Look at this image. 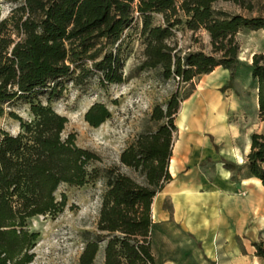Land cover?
<instances>
[{
  "label": "trees",
  "instance_id": "obj_1",
  "mask_svg": "<svg viewBox=\"0 0 264 264\" xmlns=\"http://www.w3.org/2000/svg\"><path fill=\"white\" fill-rule=\"evenodd\" d=\"M217 0H22L10 18L0 20V113L5 105L23 102L32 116L13 133L0 131V264H29L30 250L38 237L28 220L56 214L67 205L58 200L59 186H83L95 178L92 161L100 157L79 146L76 136H64L68 119L52 106L62 97L66 82H78L96 73L102 84L123 81L124 58L120 41L137 18L142 20L145 45L143 67L163 69L165 78L188 83L221 66L231 72L240 63L238 34L246 29H264V17H246L217 10ZM238 1V0H233ZM163 17L154 22V14ZM205 29L211 51L184 55L170 40L176 26ZM256 82L258 116L264 123V53L252 59ZM181 98L174 93L166 108L155 107L152 117L161 122L140 134L120 156L123 165L137 171L144 181L114 165L104 172L105 190L99 212L98 230L106 233L103 264H159L154 249L152 205L156 195L173 177L175 124ZM110 112L94 103L86 121L100 126ZM245 167L248 177L264 187V128L252 133ZM88 239L78 264H95L100 240ZM100 238V237H99ZM264 260V244L255 243Z\"/></svg>",
  "mask_w": 264,
  "mask_h": 264
},
{
  "label": "rangeland",
  "instance_id": "obj_2",
  "mask_svg": "<svg viewBox=\"0 0 264 264\" xmlns=\"http://www.w3.org/2000/svg\"><path fill=\"white\" fill-rule=\"evenodd\" d=\"M21 2L0 0V20L10 18L13 9ZM214 7L229 14L264 17V0H217ZM154 22L162 24V15L154 14ZM141 28L142 20L137 18L121 38L122 82L102 84L96 73L85 74L78 82H66L62 97L52 102L53 108L68 119L64 136L73 133L79 146L95 152L100 159L90 163L89 169L96 171V176L85 185L63 183L59 186L57 199L61 200L63 194L67 196V205L62 211L28 220L30 230L38 233L30 250L34 258L29 264H78L87 240L97 239V236L100 237V250L95 264H103L106 233L99 232L98 220L105 190L104 172L117 165L122 172L144 181L137 171L122 164L121 153L140 134L158 127L161 122L153 119V110L157 106L166 108L176 92L181 98L179 112L184 105H192L203 96V124L205 122L206 127L200 136L202 145L204 139L205 145L214 153L204 155L202 152L194 162L178 158V171L172 175L173 179L191 170L213 182L222 164L230 170L232 183L237 187L236 200L247 198L250 190L260 192L257 185L245 186L242 180L248 177L245 163L251 135L264 128L258 116L257 88L252 77L253 55L264 53V29H246L238 34L240 63L232 82L230 70L219 66L212 74H201L191 82L180 83L178 78H165L161 67H143L145 45ZM170 42L176 44L182 55L211 51L208 32L205 29L192 31L184 24L175 27ZM97 102L108 108L110 116L94 127L86 121L85 113ZM11 111L26 120L32 118L29 106L23 102L5 105L0 113V131L17 133L20 130L19 122L10 115ZM178 140L193 147V141L180 138L177 126L173 149ZM220 149L226 156L220 154ZM167 184L161 191L167 188ZM156 202L160 210L170 213L169 219L160 221L154 232V249L159 264H264L254 245L264 244V223L248 221L239 225L223 210L214 220L203 225L207 237L201 241L184 223L174 219L170 195L158 197ZM213 234L215 240L207 247L205 242L211 240Z\"/></svg>",
  "mask_w": 264,
  "mask_h": 264
},
{
  "label": "crops",
  "instance_id": "obj_3",
  "mask_svg": "<svg viewBox=\"0 0 264 264\" xmlns=\"http://www.w3.org/2000/svg\"><path fill=\"white\" fill-rule=\"evenodd\" d=\"M215 71H212V73ZM182 115H184L183 118ZM177 126L180 131V138L187 137V140L193 141V147L182 143L181 140L177 141L173 149L174 155L170 161V172L173 176L178 171V163L177 169L174 170L172 168L174 157H177V162L178 158L194 162L200 157L202 152L204 155L214 153L207 144L205 145L204 139L202 145L200 136L206 127L205 122L203 124V96L192 105H184L182 107L179 112ZM178 142H181V145L178 154H176L175 149ZM220 154L226 156L222 153V149H220ZM223 171H228V175H224ZM254 179L257 178L247 177L242 180V184L245 186L253 185L252 180ZM254 185L256 186V184ZM236 190L237 187L231 180L230 170L222 166V164L219 165L217 178L213 182L208 181L206 177L198 174L197 171L188 170L184 176L172 179L167 184V188L156 195L152 205L153 219L157 224L160 221L169 219L170 213L160 210L156 202L158 197L162 198L166 194L170 195L173 203L174 219L184 223L190 233L201 241L207 237L203 230V225H207L211 219L214 220L217 214L223 210L226 211L225 214L231 221H235L239 225H243L248 221L256 224L250 203L246 197L242 201L236 200ZM214 240L215 234H213L211 240L207 239L205 245L208 247ZM209 251L211 250L209 249Z\"/></svg>",
  "mask_w": 264,
  "mask_h": 264
},
{
  "label": "bare ground",
  "instance_id": "obj_4",
  "mask_svg": "<svg viewBox=\"0 0 264 264\" xmlns=\"http://www.w3.org/2000/svg\"><path fill=\"white\" fill-rule=\"evenodd\" d=\"M183 117H184V115H182V118ZM181 126H182V124H181ZM180 145H181V142H178L176 149H175L176 154H178V152L180 150ZM177 163H178L177 157H174L173 163H172V168L174 170L177 169ZM223 174L228 175V171H223ZM252 182L258 186L260 192L257 193L253 190H250L246 199L248 200V202L250 203V205L252 207L253 214L255 217V221L264 223V187H263L261 181L258 179H254V180H252Z\"/></svg>",
  "mask_w": 264,
  "mask_h": 264
},
{
  "label": "water",
  "instance_id": "obj_5",
  "mask_svg": "<svg viewBox=\"0 0 264 264\" xmlns=\"http://www.w3.org/2000/svg\"><path fill=\"white\" fill-rule=\"evenodd\" d=\"M170 169V168H169Z\"/></svg>",
  "mask_w": 264,
  "mask_h": 264
}]
</instances>
